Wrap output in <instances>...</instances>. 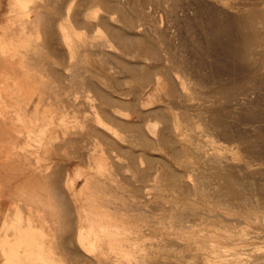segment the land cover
Listing matches in <instances>:
<instances>
[{
  "label": "rangeland",
  "instance_id": "obj_1",
  "mask_svg": "<svg viewBox=\"0 0 264 264\" xmlns=\"http://www.w3.org/2000/svg\"><path fill=\"white\" fill-rule=\"evenodd\" d=\"M9 17L19 58L54 28V104L22 151L46 174L55 149L72 252L12 219L0 264H264V0H9Z\"/></svg>",
  "mask_w": 264,
  "mask_h": 264
},
{
  "label": "crops",
  "instance_id": "obj_2",
  "mask_svg": "<svg viewBox=\"0 0 264 264\" xmlns=\"http://www.w3.org/2000/svg\"><path fill=\"white\" fill-rule=\"evenodd\" d=\"M11 22L9 0H0V46H5L0 48V232L5 229V226H9L12 219L22 225L19 230L21 232L17 234L18 237L30 239L29 237L34 231L39 233L43 229L46 233L49 230L56 233L54 242L59 249V256L67 259V256L71 255L72 252L68 246L71 245V239L69 240L68 230L64 227L69 222L55 195V185L57 184L55 149L47 151L49 171L42 174L36 170L31 151H22L26 145H31V141L24 134L21 135L22 130L24 132L26 130L31 131L33 119L40 120L45 117V106L49 101L54 104L55 54L50 43L44 41L45 33L50 37L54 28L52 27L50 31L49 21L47 26L39 25L37 35L42 42L35 47L34 54H32V48L29 54H22L20 51V58L23 55V60L16 54L21 64L19 75H23L17 78L7 66L8 32L9 28L14 27L13 24H15V22ZM17 121H23V127ZM44 154L45 151L43 150L42 156ZM38 197L39 199H37ZM36 199L44 201L46 199L48 206L45 204L46 201H43V204L47 209L46 207L40 208L33 203L30 207L26 205L25 201L33 200L32 202H34ZM49 207L50 209H48ZM42 222L45 227H41ZM26 245L33 246L32 243ZM45 245L47 246L46 243ZM78 249H81V245L78 246ZM22 253L19 250H14L12 259H9L8 263L17 264V262H21L19 255ZM80 254L81 250L78 251V255ZM14 255L17 256V259L13 258ZM18 259L20 260L18 261ZM21 264L23 263L21 262Z\"/></svg>",
  "mask_w": 264,
  "mask_h": 264
},
{
  "label": "bare ground",
  "instance_id": "obj_3",
  "mask_svg": "<svg viewBox=\"0 0 264 264\" xmlns=\"http://www.w3.org/2000/svg\"><path fill=\"white\" fill-rule=\"evenodd\" d=\"M70 9V8H69ZM71 11V10H70ZM35 22H33V24H34ZM37 24H38V22H37ZM22 25H24V24H22ZM35 25H36V23H35ZM13 28V27H12ZM15 28V27H14ZM13 28V29H14ZM21 28V27H20ZM23 29V28H22ZM14 31V30H13ZM24 31V30H23ZM5 51V50H4ZM7 52V51H6ZM57 56V55H56ZM2 59V58H1ZM4 64V63H3ZM20 62L18 61V59H17V57H16V55L14 54V53H12L11 51H9L8 52V54H7V66H8V69H9V71H12L13 73H14V75H16V77H17V75H19V67H20ZM20 77V76H19ZM18 78V77H17ZM16 190V189H15ZM19 190V189H18ZM22 196H23V194H22ZM42 197V196H41ZM22 198V197H21ZM37 199H39V197L37 198ZM36 199V200H37ZM34 201V202H32L31 200L30 201H25L26 202V205H29V207L32 205V203H33V205H38L40 208H43V207H46L45 206V204L48 202V201H46V199H45V201L44 200H37V201ZM45 202V204H43L44 202ZM24 202V203H25ZM16 204V203H15ZM14 204V205H15ZM48 204V203H47ZM46 204V205H47ZM48 206V205H47ZM18 207V206H17ZM33 207V206H32ZM31 207V208H32ZM34 209H36L35 207H34ZM46 209H47V207H46ZM48 209H50V207L48 208ZM31 210H33V208L31 209ZM36 210H38V209H36ZM42 212V211H41ZM53 212V211H52ZM45 213V212H44ZM40 216H41V214H40ZM43 218V217H42ZM52 220V219H51ZM28 221V220H27ZM44 222V221H43ZM48 222V221H47ZM52 225V224H51ZM53 229V228H52ZM40 233V232H39ZM19 234V233H18ZM30 234V233H29ZM40 235V234H39ZM52 235V234H51ZM32 236V235H31ZM41 236H42V233H41ZM41 236H39V237H41ZM79 236V235H78ZM30 238V237H29ZM34 238V237H33ZM43 238H44V236H43ZM32 239V238H31ZM8 244V243H7ZM11 246V245H10ZM9 246V247H10ZM27 246V245H26ZM15 247V246H14ZM39 247V246H38ZM31 248V247H30ZM42 251V250H41ZM9 253V252H8ZM16 253V252H15ZM7 255V254H6ZM14 257H15V255H14ZM17 257V256H16ZM19 257H20V255H19ZM18 257V258H19ZM23 257V256H22ZM8 258V257H7ZM10 259V258H9ZM17 259V258H16ZM20 259H18V261H19ZM22 260H23V258H22ZM31 260V259H30ZM29 260V261H30ZM17 261V260H16ZM15 261V262H16ZM22 262V261H21ZM21 262L19 261V262H17V264L18 263H20L21 264ZM31 263H33L32 261H30ZM30 263V264H31ZM8 264V263H7ZM16 264V263H15ZM25 264V263H24Z\"/></svg>",
  "mask_w": 264,
  "mask_h": 264
}]
</instances>
